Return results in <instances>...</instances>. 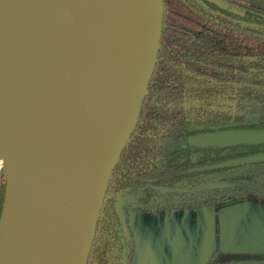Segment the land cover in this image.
<instances>
[{"label": "water", "instance_id": "water-1", "mask_svg": "<svg viewBox=\"0 0 264 264\" xmlns=\"http://www.w3.org/2000/svg\"><path fill=\"white\" fill-rule=\"evenodd\" d=\"M26 2L39 8L44 30L60 46V63L40 167L30 165L24 184L20 255L12 264H89L111 173L136 132L156 68L165 7L163 0H0V25L16 19ZM0 43L3 61L16 65L24 55L17 35ZM188 142L216 149L264 145V130L215 132ZM253 164H264V154L199 171ZM124 205L115 210L127 233Z\"/></svg>", "mask_w": 264, "mask_h": 264}, {"label": "trees", "instance_id": "trees-1", "mask_svg": "<svg viewBox=\"0 0 264 264\" xmlns=\"http://www.w3.org/2000/svg\"><path fill=\"white\" fill-rule=\"evenodd\" d=\"M261 0H163V30L136 132L109 180L89 264H131L129 211L159 213L249 203L264 206V164L203 167L264 154V145L197 148L189 139L264 130V10ZM218 188L202 190L208 186ZM157 188L184 193H161ZM7 178L0 180V221ZM127 215V233L116 205ZM217 250L207 264H230ZM264 262V260H261Z\"/></svg>", "mask_w": 264, "mask_h": 264}, {"label": "bare ground", "instance_id": "bare-ground-1", "mask_svg": "<svg viewBox=\"0 0 264 264\" xmlns=\"http://www.w3.org/2000/svg\"><path fill=\"white\" fill-rule=\"evenodd\" d=\"M14 34L24 48L16 65L3 61L5 43H0V164L9 183L0 264H12L20 255L17 239L24 184L30 165L40 167L45 133L53 119L60 63V46L44 30L37 6L26 2L16 19L0 25V41Z\"/></svg>", "mask_w": 264, "mask_h": 264}, {"label": "crops", "instance_id": "crops-1", "mask_svg": "<svg viewBox=\"0 0 264 264\" xmlns=\"http://www.w3.org/2000/svg\"><path fill=\"white\" fill-rule=\"evenodd\" d=\"M135 239L131 264H207L229 257H264V206L239 204L186 211H129Z\"/></svg>", "mask_w": 264, "mask_h": 264}, {"label": "flooded vegetation", "instance_id": "flooded-vegetation-1", "mask_svg": "<svg viewBox=\"0 0 264 264\" xmlns=\"http://www.w3.org/2000/svg\"><path fill=\"white\" fill-rule=\"evenodd\" d=\"M226 132V131H223ZM209 134V133H206ZM203 135V134H201ZM245 159V158H244ZM221 165V164H219ZM215 166V165H214ZM207 167H212V166H207ZM207 167H203L201 169H205ZM239 258H237L235 260V262L238 263H256V264H264V262H262L261 260H264V257L261 256H238Z\"/></svg>", "mask_w": 264, "mask_h": 264}, {"label": "rangeland", "instance_id": "rangeland-1", "mask_svg": "<svg viewBox=\"0 0 264 264\" xmlns=\"http://www.w3.org/2000/svg\"><path fill=\"white\" fill-rule=\"evenodd\" d=\"M259 2H261L262 9L264 10V0H261V1H259ZM5 178H6V176H5V174H4V165L1 163V164H0V180L3 181ZM216 207H220V208H222L221 205H218V206H216Z\"/></svg>", "mask_w": 264, "mask_h": 264}]
</instances>
